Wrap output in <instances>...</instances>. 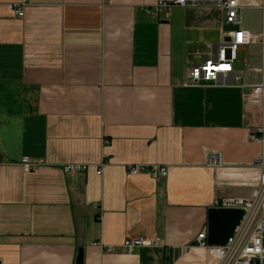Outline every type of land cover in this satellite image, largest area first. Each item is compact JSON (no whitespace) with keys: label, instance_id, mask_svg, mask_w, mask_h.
Segmentation results:
<instances>
[{"label":"crops","instance_id":"0c3cea01","mask_svg":"<svg viewBox=\"0 0 264 264\" xmlns=\"http://www.w3.org/2000/svg\"><path fill=\"white\" fill-rule=\"evenodd\" d=\"M158 1L0 0V264H76L80 248L84 264H219L195 241L217 198L259 181L261 65L248 88L186 87L236 28L212 6L148 13ZM237 1L264 32L262 0ZM26 157L43 165L25 173ZM154 165L169 176L129 174ZM141 236L158 244L124 250Z\"/></svg>","mask_w":264,"mask_h":264},{"label":"built area","instance_id":"2783aa9c","mask_svg":"<svg viewBox=\"0 0 264 264\" xmlns=\"http://www.w3.org/2000/svg\"><path fill=\"white\" fill-rule=\"evenodd\" d=\"M212 6L219 8L224 14V23L236 28L234 32L225 33L224 39L213 46L210 57L202 63H194L189 71L186 87L198 88L213 85L216 87L239 86L248 88L246 77L252 67L251 48L261 47V83L254 87L264 93V32L253 35L242 28L243 8L237 0H161L146 10L150 14H157L160 10L171 11L174 7H199ZM261 11L264 14V0ZM14 12L17 17H23L21 5H15ZM229 37L231 40L226 41ZM242 53V58L239 54ZM242 67V68H241ZM263 95V94H262ZM250 140L263 146L262 154L256 159L259 170V181L250 199L217 198L214 208H235L246 212L241 225L234 236L225 246H210L207 242V232L199 235L195 245L211 251L218 259L219 264H264V126L250 134ZM209 167L220 166V159L216 155L208 157ZM21 167L25 173H31L43 165V162L24 158ZM65 174H76L86 171V167L79 164H68L63 167ZM102 173V172H100ZM131 176L148 174L151 177L167 178L169 170L164 166H136L129 169ZM158 240L148 237L128 238L123 245L127 252H135L143 247H155ZM114 251L112 247L108 249Z\"/></svg>","mask_w":264,"mask_h":264},{"label":"water","instance_id":"95a60500","mask_svg":"<svg viewBox=\"0 0 264 264\" xmlns=\"http://www.w3.org/2000/svg\"><path fill=\"white\" fill-rule=\"evenodd\" d=\"M229 37L226 41H230ZM246 212L235 208H212L209 210L208 239L210 246H225L241 225ZM84 249L80 248L76 264H84Z\"/></svg>","mask_w":264,"mask_h":264},{"label":"rangeland","instance_id":"374dc122","mask_svg":"<svg viewBox=\"0 0 264 264\" xmlns=\"http://www.w3.org/2000/svg\"><path fill=\"white\" fill-rule=\"evenodd\" d=\"M263 14V13H262ZM264 15V14H263ZM251 18H252V21H255L256 19V17H255V15H253V16H250ZM251 18H249V19H251ZM216 41L215 42H213L212 44H219V42H220V38H219V36L218 37H216ZM254 47V46H253ZM254 55V57H253V60H254V64H255V60H257V62L259 63V65H261V61L259 60V58L255 55V49H252V56ZM239 57L240 58H242L243 56H242V53H240L239 54ZM254 64H252L253 66H254ZM253 67H251V69H252ZM231 87H239V86H231Z\"/></svg>","mask_w":264,"mask_h":264}]
</instances>
